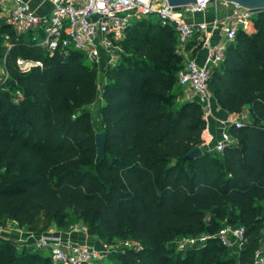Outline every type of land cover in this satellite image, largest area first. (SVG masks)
Returning a JSON list of instances; mask_svg holds the SVG:
<instances>
[{
    "label": "trees",
    "instance_id": "trees-1",
    "mask_svg": "<svg viewBox=\"0 0 264 264\" xmlns=\"http://www.w3.org/2000/svg\"><path fill=\"white\" fill-rule=\"evenodd\" d=\"M251 23L208 82L221 109L247 108L250 123L227 128L231 142L221 153L201 149L188 160L206 123L196 101L176 107L182 57L171 25L149 17L127 29L120 59L103 74L97 130L87 109L97 67L76 51L46 54L40 35H17L0 18L8 75L0 83V226L68 231L81 219L107 245L130 243L94 264H250L256 251L264 256V10ZM19 59L40 66L22 72ZM225 225L244 231L237 257L216 238ZM202 235L209 239L181 252L167 246ZM0 264L57 263L0 237Z\"/></svg>",
    "mask_w": 264,
    "mask_h": 264
},
{
    "label": "built area",
    "instance_id": "built-area-1",
    "mask_svg": "<svg viewBox=\"0 0 264 264\" xmlns=\"http://www.w3.org/2000/svg\"><path fill=\"white\" fill-rule=\"evenodd\" d=\"M43 1L49 4V9L44 14H37L30 0H0V18L17 35L29 32L40 35L37 44L48 55L56 51L81 53L89 64L97 67L98 75H103L106 67L117 61L118 52L122 51L120 42L136 21L154 17L162 25H171L177 36L175 51L185 59L176 84L186 94L183 102L196 101L199 104L206 123L204 132L213 116L212 104L215 102L208 88L210 71L224 60L225 51L237 32L251 30L254 16V12L226 0H196L178 11L164 0ZM209 9L214 14L210 21L186 20V16L204 15ZM216 34L218 40H214ZM17 64L22 72L40 66L39 62L20 59ZM0 76L1 84L8 82V75L2 69ZM15 94L16 102L20 93L16 91ZM220 123L223 128L216 139L209 133L204 136L203 132L200 149L221 153L231 142L227 128H240L250 123V114L244 110L229 113ZM68 232L85 233L86 229L73 224ZM216 238L234 256L233 251L239 252L244 241V231L241 227L225 225ZM207 239L208 235L188 238L182 248L196 247ZM100 246L95 249L87 244L71 243L53 234L40 235L31 244L34 252H46L57 264H94L110 252V245L102 243ZM250 264H264L260 250L255 252Z\"/></svg>",
    "mask_w": 264,
    "mask_h": 264
},
{
    "label": "crops",
    "instance_id": "crops-1",
    "mask_svg": "<svg viewBox=\"0 0 264 264\" xmlns=\"http://www.w3.org/2000/svg\"><path fill=\"white\" fill-rule=\"evenodd\" d=\"M30 4L35 9L37 14H44L49 9V4L43 0H30ZM213 17L214 14L212 10L209 9L204 15L186 16V20L192 22H198L201 20L210 21L213 19ZM214 40H218L217 34L214 35ZM243 110L248 112L247 108H244ZM212 114L213 116L208 122L207 130L204 132V136L206 133H209L216 139L219 135V131L223 128V125H221L220 121L225 120L229 116V113L221 109L216 102H213ZM40 231L42 230H38V232H30L25 228L20 229L15 224L7 222L4 226H0V237L14 241L18 246V249H20L22 246H30L41 233L59 236L62 240L69 241L71 243L87 244L95 249L101 248V244L96 237H89L85 233L58 231L56 227H49L46 228V231ZM233 254L235 257H237L238 251H233Z\"/></svg>",
    "mask_w": 264,
    "mask_h": 264
},
{
    "label": "rangeland",
    "instance_id": "rangeland-1",
    "mask_svg": "<svg viewBox=\"0 0 264 264\" xmlns=\"http://www.w3.org/2000/svg\"><path fill=\"white\" fill-rule=\"evenodd\" d=\"M153 18V17H151ZM156 19V18H155ZM8 44V42H6V45ZM120 54L121 51L118 52V57L117 60L120 59ZM85 64H89L86 60H84ZM185 64V59L182 58L181 61V68H183V65ZM181 68L178 70V72L181 70ZM1 72V69H0ZM177 72V74H178ZM176 74V77H177ZM103 83V75L102 73H99L98 75V82H97V94H96V98L93 100V102L90 104V106L87 107V109L89 110L91 117H92V122L94 124V127L98 130L100 127V123H99V108H100V89H101V85ZM180 90V94L177 98L176 101V107H179V105L183 102V99L186 98V94L184 92V90L180 89L179 87H177ZM188 97V96H187ZM203 150L208 151L206 148H204ZM73 220V217H70ZM75 225H80V226H86L82 223V220H78L74 223ZM40 226V225H39ZM53 227L55 228L54 224H50L48 227ZM39 228V227H38ZM41 228V227H40ZM46 228L43 229L42 231H46ZM86 232L85 234H87L89 237L92 236L88 233L89 229L87 227H85ZM40 231V232H42ZM38 232V231H37ZM43 235V233L39 234L38 236ZM96 237V236H94ZM97 238V237H96ZM190 237H183V236H178L175 238V240H173L172 242H170L169 244H167L169 249H173L175 253L177 252H181L183 250L182 246H184L185 241H187V239ZM100 244H102L103 242L99 241ZM128 244H130L129 242L126 241H121V240H115V242L110 245V252L107 254V256L102 257L101 259H105V258H113L115 257L117 251L123 247H126ZM42 255L47 256V253L44 252Z\"/></svg>",
    "mask_w": 264,
    "mask_h": 264
},
{
    "label": "water",
    "instance_id": "water-1",
    "mask_svg": "<svg viewBox=\"0 0 264 264\" xmlns=\"http://www.w3.org/2000/svg\"><path fill=\"white\" fill-rule=\"evenodd\" d=\"M168 6L172 7L175 11H178L181 7L194 4L196 0H164ZM232 3H236L243 8H246L252 12L258 10H264V0H226ZM14 81H10V85H14ZM104 132H100L96 135L95 143L97 148V158H100L104 153ZM202 155V151L199 147L190 151L185 158L190 160Z\"/></svg>",
    "mask_w": 264,
    "mask_h": 264
}]
</instances>
